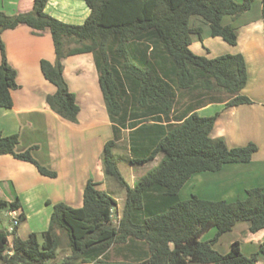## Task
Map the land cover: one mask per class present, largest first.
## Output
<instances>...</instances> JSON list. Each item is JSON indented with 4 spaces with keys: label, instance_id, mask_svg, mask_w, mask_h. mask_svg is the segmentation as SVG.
Wrapping results in <instances>:
<instances>
[{
    "label": "trees",
    "instance_id": "obj_1",
    "mask_svg": "<svg viewBox=\"0 0 264 264\" xmlns=\"http://www.w3.org/2000/svg\"><path fill=\"white\" fill-rule=\"evenodd\" d=\"M48 1L34 0L32 10L13 15L0 10V33L20 24L35 32L50 30L56 60L42 59L41 69L56 91L47 102L71 122L77 121L80 108L65 80L63 58L93 53L114 132L105 143L103 165L126 187L127 198L122 214L115 216L117 199L90 179L83 206L53 205L42 242L36 232L23 239L16 229L12 234L0 227V263L55 264L63 231L70 253L58 264H257L259 253L244 254L238 240L227 253L214 244L241 220L249 221L253 232L264 228L263 187L251 188L245 198L234 201L180 196L194 174L250 161L258 150L253 142L230 147L223 137H211L218 114L202 116L198 109L211 103L252 102L242 94L247 65L241 54L194 53L192 34L200 30L189 25L190 17L199 15L209 22L214 36L236 44L235 28L222 20L249 10L253 0H85L91 12L82 24L49 15ZM262 16L264 21V0ZM0 49V107H11L17 73L2 41ZM125 130H130L133 164L163 155L134 186L126 181L114 153ZM18 141L17 134L0 136V154H12L35 164L43 175L57 176L31 149L17 152ZM5 208L19 209L21 203L0 198V221ZM212 228L214 236L204 240Z\"/></svg>",
    "mask_w": 264,
    "mask_h": 264
},
{
    "label": "crops",
    "instance_id": "obj_2",
    "mask_svg": "<svg viewBox=\"0 0 264 264\" xmlns=\"http://www.w3.org/2000/svg\"><path fill=\"white\" fill-rule=\"evenodd\" d=\"M33 5L34 0H0V10L10 15L30 11ZM262 6L263 0H253L251 8L241 15L224 16L222 23L235 28L236 44H229L214 36L209 22L203 17H190V27L200 30V33L192 34L191 49L194 53L207 57L241 54L247 65L248 80L242 94L252 102L233 106H227L226 102L211 103L198 109L202 116L218 114L211 137H223L230 147L244 146L250 142L258 146L250 161L227 163L218 171L194 174L187 182L192 195L234 201L245 198L251 188H264ZM45 11L64 22L82 24L91 9L85 0H49ZM0 41L4 44L8 63L17 73V87L12 90L13 105L0 107V136L17 134V152L31 149L42 165L57 172L56 177L43 175L31 162L20 160L12 154H0V198L9 202L19 199L20 215L24 213L23 220H30L41 211L34 208L36 203L54 205L64 202L75 208L83 206L84 188L90 179L97 182L98 189L112 191L108 182L110 175L103 165V151L105 143L114 137V132L93 53L83 52L63 58L65 80L80 108L77 121L71 122L57 114L47 102V96L56 91L55 85L45 78L41 70L42 59L56 60L50 30L35 32L30 26L20 24L3 30ZM127 131L132 156L130 130ZM159 157L153 161L156 162ZM184 188L187 187L180 191L182 199ZM117 201L115 216L119 217L123 211L120 208L124 207H120ZM20 224L16 228L19 237ZM215 232L216 229L212 228L206 233L213 237ZM236 240L240 242L244 254L259 253L257 264H264V228L253 232L249 221H238L214 247L227 253Z\"/></svg>",
    "mask_w": 264,
    "mask_h": 264
},
{
    "label": "rangeland",
    "instance_id": "obj_3",
    "mask_svg": "<svg viewBox=\"0 0 264 264\" xmlns=\"http://www.w3.org/2000/svg\"><path fill=\"white\" fill-rule=\"evenodd\" d=\"M72 46H75V44H72ZM210 112H214V111L211 110ZM128 133L129 132L127 130L123 132V137L119 141L118 147L115 149L114 153L116 157L118 158V166H119L120 171L122 172L126 181L130 185H132V184H135L136 181L140 179L141 176L146 174L148 170L156 166L159 163L163 155H160V157L156 160V162L151 161L149 163H146L145 166L140 165V164L132 165L131 164L132 156H130L129 147H128ZM108 182H109V185L111 184L109 188L112 189V191H109L107 189V192L112 194L114 197H116L119 200L120 207H124L126 203V198H127L126 187L123 186L114 176H110ZM188 183H186L187 186L185 185V187L187 188L186 189L184 188V190L182 191V196L184 199L190 198L192 195L190 193L191 188H189ZM34 208L41 209V211H39L36 215H33L32 219L23 220L21 222L20 225H22V228L20 229L19 234L22 238H27L31 232H36L39 235L40 241L42 242L43 241L42 233L48 228L50 214L53 209V205H47L45 202L44 203L42 202V203H36L34 205ZM120 210H123V209L120 208ZM8 211H9L8 208H5L2 211L0 227L7 228V229L8 228L14 229L15 226L13 223V219L8 214ZM12 234H14V232ZM60 235H61L60 237L61 247L59 248L60 259L54 261L53 263L55 264L60 263V261H62V259L70 253L66 234L62 231L60 232ZM210 236L211 235H209V233H205L203 235V239L208 240L212 238ZM114 259L119 260L120 257L118 258L115 257Z\"/></svg>",
    "mask_w": 264,
    "mask_h": 264
},
{
    "label": "built area",
    "instance_id": "obj_4",
    "mask_svg": "<svg viewBox=\"0 0 264 264\" xmlns=\"http://www.w3.org/2000/svg\"><path fill=\"white\" fill-rule=\"evenodd\" d=\"M8 214L12 217V219H13V223H14V229L13 228H8V231L10 232V233H13L14 231H15V229H16V227L20 224V222H21V215H20V213H19V211H18V209H9V211H8ZM13 243H14V241H13V237L11 238V240L9 241V248H8V253L9 254H12L13 252ZM0 264H2V263H0ZM10 264H14V263H10Z\"/></svg>",
    "mask_w": 264,
    "mask_h": 264
}]
</instances>
